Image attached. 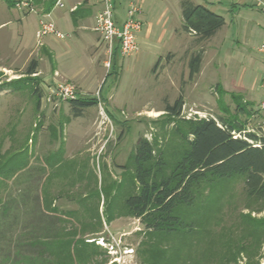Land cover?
I'll return each instance as SVG.
<instances>
[{"label": "rangeland", "instance_id": "obj_1", "mask_svg": "<svg viewBox=\"0 0 264 264\" xmlns=\"http://www.w3.org/2000/svg\"><path fill=\"white\" fill-rule=\"evenodd\" d=\"M25 2L30 0H0V264H264V200L248 195L243 178L205 183L196 204L179 209L197 226L191 237L151 232L125 205L137 189L133 153L140 138L153 144L156 157L163 155L169 175L187 148L194 117L223 118L264 134L262 6L254 1L258 8L246 16L242 34L251 41L233 36L232 29L223 48L225 65L210 61L193 81L189 52H170L182 48L171 37L181 17L169 0L143 1L150 43H139L132 57L116 49L110 69L102 44L92 58L88 38L54 19L58 12L70 16L67 6L52 19L68 36L69 52L44 58L36 32L53 1L31 0L33 12ZM51 38L42 46L63 51ZM33 60L39 73L29 76ZM100 68L106 74L98 84L100 97L88 96L97 106L75 118L69 102L52 95L58 77L92 87ZM242 92L253 102L247 108L252 116L239 111ZM181 93L182 115L165 113ZM56 236L72 243L61 255L27 247Z\"/></svg>", "mask_w": 264, "mask_h": 264}, {"label": "trees", "instance_id": "obj_2", "mask_svg": "<svg viewBox=\"0 0 264 264\" xmlns=\"http://www.w3.org/2000/svg\"><path fill=\"white\" fill-rule=\"evenodd\" d=\"M181 8L182 30L198 42L214 37L226 23L222 15L191 0H184ZM203 55L201 49L191 56L190 79L200 72ZM38 68V61L33 60L27 75L37 74ZM69 105L73 116L79 118L87 108L97 106V99L79 97L71 100ZM184 106L181 93L174 104L166 105L165 113L180 117ZM249 107H253L252 104L245 102L239 111L245 112ZM248 109L247 113L252 116V110ZM186 141L187 148L169 175L165 174L167 164L163 155L155 156L153 144L145 138H140L137 143L133 153V180L137 189L126 198L125 205L129 215L139 219L147 230L183 238L194 235L197 232L195 222L185 221L178 211L196 204L198 191L205 183L243 178L248 195L264 200V134L241 128L223 118L194 117L189 120ZM71 244L56 236L51 242L43 240L27 247L39 246L40 255L55 256L66 252Z\"/></svg>", "mask_w": 264, "mask_h": 264}, {"label": "crops", "instance_id": "obj_3", "mask_svg": "<svg viewBox=\"0 0 264 264\" xmlns=\"http://www.w3.org/2000/svg\"><path fill=\"white\" fill-rule=\"evenodd\" d=\"M33 1V0H32ZM53 4L48 8L47 14H50L51 17L54 15L53 13L58 10L65 8L69 9L70 16H67V13H61L58 12L53 17L58 22H63L64 27L70 29L74 34H76L79 37L88 38L89 42L87 43V51L88 54L92 58H95L100 52L97 50L99 48V45L101 44L100 41V35L95 31V17L97 12L100 9V5L98 3V0H61L63 6H57L56 1L52 0ZM116 5V16L118 20H122L125 11L127 8V0H114ZM147 1V0H143ZM172 2L179 10V14L181 17L180 22L171 27V34L172 39L174 37H177L178 43L175 48H182L179 51H170L175 54L176 52H182L186 53L189 52V56L187 59V66L189 65V60L191 56L201 50V48H204V55L202 59V65L201 70L198 73L201 75L204 68L207 64H209L210 61L213 62V66H219L221 63L225 65V52L223 48H226V42L227 38L229 37L231 30H237L236 33H233V36H237L242 39V41L247 40V43L251 41L250 38L246 37V35H243V29L247 28L248 20L246 19L247 15H250L251 12L254 11L255 8H258L257 4L261 5L264 10V0H191L195 4L205 5L209 7L212 11L222 15L225 18V25L222 29H220L217 34L212 37L211 39L203 42H198L197 38L190 36L189 34L183 32L182 26H183V18H182V2L184 0H169ZM257 4H255V2ZM31 2V0H30ZM156 0H150V4H155ZM33 5H36L35 2L32 3ZM38 5V4H37ZM29 15V14H28ZM144 16V9H143V15ZM144 22V19H143ZM7 24V22L3 23L1 26H4ZM243 32V34H242ZM150 33L151 31L148 29L146 31H142L139 39V43H150ZM53 40L52 43H57L59 48H63L64 50L58 53L54 48H56L54 45L49 43V45L41 46L45 49V51L48 53H44V58H49V60L52 61V59H60L64 55H66L69 52V42L68 41H59L56 39L51 38ZM264 41V33L262 37L261 44ZM103 53L105 54V49L102 47ZM194 48H200L197 49V51ZM215 61V62H214ZM243 64V62L241 63ZM105 66V63H104ZM54 72H57V69H53ZM39 73V68H38ZM37 73V74H38ZM35 74V75H37ZM100 75L99 78L97 77L96 86H88V84L85 85V80H82V82H75V86L78 88V90L81 92V97H88L93 95L94 93L99 91V83L103 82V79L105 77V73H103L102 68H100ZM195 75L196 77L199 75ZM59 82L60 83H71L69 80L62 81L60 77ZM102 78V80H101ZM101 81V82H100ZM195 81V78L193 79ZM58 83V82H57ZM98 85V86H97ZM243 93V92H242ZM244 96L246 93H243ZM242 94V95H243ZM249 96H251V93H248ZM245 102L247 103H253L252 100L247 96H245Z\"/></svg>", "mask_w": 264, "mask_h": 264}, {"label": "built area", "instance_id": "obj_4", "mask_svg": "<svg viewBox=\"0 0 264 264\" xmlns=\"http://www.w3.org/2000/svg\"><path fill=\"white\" fill-rule=\"evenodd\" d=\"M98 3L100 9L95 17V31L99 33L101 44L106 52L105 67L110 69L116 49L122 57H132L139 52V39L144 27L143 0H127L125 15L121 21L116 16L114 0H98ZM56 5L63 6L61 0H57ZM25 6L29 7L30 11H34L29 2H25ZM41 18L36 32L38 45L42 46L43 39L48 36L59 41H64L68 37L57 29L50 14H44ZM259 53L264 63V41L259 47ZM262 87L264 89V75ZM52 95L66 102L82 96L75 85L65 82L57 84L52 90ZM97 97H100L99 91ZM261 109L264 110V100L261 102Z\"/></svg>", "mask_w": 264, "mask_h": 264}]
</instances>
